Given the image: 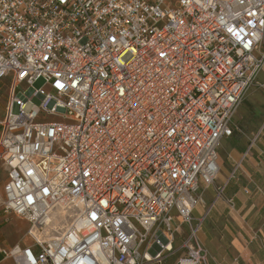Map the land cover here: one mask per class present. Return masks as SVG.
Instances as JSON below:
<instances>
[{"label": "built area", "instance_id": "2783aa9c", "mask_svg": "<svg viewBox=\"0 0 264 264\" xmlns=\"http://www.w3.org/2000/svg\"><path fill=\"white\" fill-rule=\"evenodd\" d=\"M261 74L264 0H0V213L33 240L0 252L164 264L184 251L175 264H209L198 234L219 201L236 209L226 191L249 155L219 185V150ZM57 210L76 219L42 240Z\"/></svg>", "mask_w": 264, "mask_h": 264}, {"label": "crops", "instance_id": "0c3cea01", "mask_svg": "<svg viewBox=\"0 0 264 264\" xmlns=\"http://www.w3.org/2000/svg\"><path fill=\"white\" fill-rule=\"evenodd\" d=\"M247 100V104H254L250 97ZM3 110L0 102V113ZM243 110L240 108L234 118V121L238 122L236 124L233 121L235 129L230 137L232 140H224H228L229 151L227 161H220L221 172L218 178L219 185L225 183L230 178L234 166L241 162L248 152L241 170L226 191V197L235 200L236 209L230 210L224 200L219 201L198 234L200 243L209 250V264H264V120L257 125L255 118H249V113ZM238 123L242 128L244 124L248 127L243 131ZM257 135L258 141L253 145ZM245 189L251 190L250 196L245 194ZM215 197V187L209 188L204 195L206 204L193 212L195 219L205 215ZM7 217L0 213V242L3 243L5 239L2 229L6 222H9ZM184 226L181 227L182 232L177 234V239L180 236H184L183 240L189 237L191 230L188 225L185 230ZM7 263L4 254L0 252V264Z\"/></svg>", "mask_w": 264, "mask_h": 264}, {"label": "rangeland", "instance_id": "374dc122", "mask_svg": "<svg viewBox=\"0 0 264 264\" xmlns=\"http://www.w3.org/2000/svg\"><path fill=\"white\" fill-rule=\"evenodd\" d=\"M260 79H261V82H264L263 74H261ZM10 82H11V79L8 78V79H4L0 83V102L3 108L5 107V104L7 103L8 98H9ZM43 85H44V82L42 80H39L37 83H35L34 86L37 90H39L40 88L44 87ZM47 91L49 90L47 89ZM248 97H250L254 101L253 102L254 104H247ZM32 101L34 105H37V106H39V104H41L42 102V100L40 99H33ZM240 108L242 110L243 109L246 110L247 113H249V118L252 119V117H254L257 125L259 123L261 124L264 120V88L255 87V88L250 89L247 92V97ZM234 122L237 124L238 121H234ZM246 126H247L246 124L243 125V128L241 126L243 131H245ZM231 140L232 138L229 139V141ZM227 144H228V140L224 141V143L221 145L220 150H219V154H221V157H222L220 161L222 163H224V161L225 162L227 161L226 157L228 156L227 152L229 151V146H227ZM0 173H1L0 175L1 179H5L6 176L4 175V172L0 170ZM217 184H218V181H217ZM3 196L4 194L2 192L1 197ZM1 214L3 215V213ZM7 218H9L8 220L9 222H6V225L3 226L4 228L2 229V234L4 236L3 238L5 239V242L4 243L0 242V245H1L0 248L3 250H11L16 244H21L22 246H29L33 244V240L31 239L29 235H27L28 230H29V223H27L25 220L18 218L14 215L13 216L9 215ZM187 228L188 226L185 225L184 229L186 230ZM183 237L184 236H180L179 239H177V242L175 244L176 245L175 250H178V248L181 246L180 244L182 243L181 241H183L184 239ZM183 253L184 251H178L176 255L166 259V261H164V264H175L178 261V258L183 255ZM10 260L11 259H7V262H8L7 264H12V260L11 261Z\"/></svg>", "mask_w": 264, "mask_h": 264}, {"label": "bare ground", "instance_id": "6f19581e", "mask_svg": "<svg viewBox=\"0 0 264 264\" xmlns=\"http://www.w3.org/2000/svg\"><path fill=\"white\" fill-rule=\"evenodd\" d=\"M52 222L47 229V235L43 236L42 240L45 238H53L72 226L73 221L76 219L74 213L65 214L64 212L57 210L52 214Z\"/></svg>", "mask_w": 264, "mask_h": 264}]
</instances>
